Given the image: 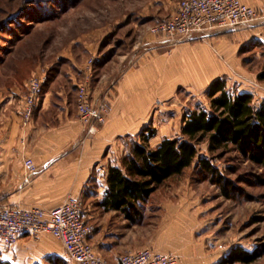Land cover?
<instances>
[{
	"label": "rangeland",
	"instance_id": "obj_1",
	"mask_svg": "<svg viewBox=\"0 0 264 264\" xmlns=\"http://www.w3.org/2000/svg\"><path fill=\"white\" fill-rule=\"evenodd\" d=\"M178 1L0 0V91L1 85L34 76L38 67L57 66L59 56L88 64L94 54L116 61L119 55L142 51L139 43L147 29L169 17ZM244 38L226 33L183 47L159 46L147 54L143 88L149 90L151 105L146 127L156 134L150 147L162 135L179 136L184 114L208 106L206 90L215 79L224 80L231 93L251 94L253 105L259 106L264 99V44ZM156 60L163 63L152 65ZM90 73L94 78L92 68ZM136 138L121 139L115 146L127 151ZM199 154L206 155L205 144ZM213 163L239 190L233 199L226 200L216 185L189 168L157 188L134 223L120 215L107 221L116 222L117 232L133 233L136 241L189 249L188 264H218L234 246L252 251L264 244V171L234 151ZM44 264L66 263L56 259ZM252 264H264V257Z\"/></svg>",
	"mask_w": 264,
	"mask_h": 264
},
{
	"label": "crops",
	"instance_id": "obj_2",
	"mask_svg": "<svg viewBox=\"0 0 264 264\" xmlns=\"http://www.w3.org/2000/svg\"><path fill=\"white\" fill-rule=\"evenodd\" d=\"M243 3L264 12V3ZM236 34L244 35L246 41L264 44L263 27ZM139 45L142 51L119 55L116 61L105 53L94 54L91 67L67 56L57 57V66L38 67L32 75H43L46 79L31 119L24 125V97L31 77L9 86L1 85L0 204L52 210L72 197L82 203L84 224L91 228L86 243L108 264H118L123 254L142 250L175 254L179 256L178 264H188L189 249L182 251L178 247L140 242L134 240L133 233L117 232L116 222L109 224L107 218L122 215L116 211L103 212L97 205L107 190L108 169L119 167L120 159L127 154L116 148V142L138 136L149 123L150 95L147 87L143 88V73L150 66L147 54L157 50L158 45L148 34ZM136 63L140 68L132 70L130 66ZM162 63L163 60H156L152 65ZM87 78L92 98H102L110 106L104 122L96 125L90 134L76 112V86ZM162 138L151 147H156ZM25 159H30L37 168L28 183L24 181ZM89 200L95 203L88 204ZM62 255L61 243L49 234L36 238L21 236L9 247L0 243V259L8 264H44L60 260Z\"/></svg>",
	"mask_w": 264,
	"mask_h": 264
},
{
	"label": "trees",
	"instance_id": "obj_3",
	"mask_svg": "<svg viewBox=\"0 0 264 264\" xmlns=\"http://www.w3.org/2000/svg\"><path fill=\"white\" fill-rule=\"evenodd\" d=\"M206 99L207 107L184 114L179 136L163 138L151 148L155 130L148 126L130 140L119 167L108 169L107 190L97 204L103 212L116 211L134 223L153 192L189 168L216 185L226 200L233 199L239 190L213 163L230 151L264 171V99L256 107L251 94L231 93L222 79L209 84ZM201 144L206 155L199 154ZM262 257L264 244L252 251L234 246L218 264H252ZM0 264L8 263L0 259Z\"/></svg>",
	"mask_w": 264,
	"mask_h": 264
},
{
	"label": "built area",
	"instance_id": "obj_4",
	"mask_svg": "<svg viewBox=\"0 0 264 264\" xmlns=\"http://www.w3.org/2000/svg\"><path fill=\"white\" fill-rule=\"evenodd\" d=\"M264 27V12L241 0H179L169 17L147 29L159 46L176 47L190 42H205L226 33ZM94 60L88 62L91 67ZM45 76L34 75L27 81L24 97L23 125L31 119L39 100ZM76 112L78 120L92 133L102 124L110 112L105 100H94L89 79L76 86ZM28 183L37 172L30 159L24 160ZM83 207L79 200L68 197L52 210L22 208L0 204V243L9 247L21 236L36 238L49 234L57 239L63 248L61 261L66 264H108L86 243L91 228L83 221ZM173 254H160L151 250L126 253L119 257L118 264H177Z\"/></svg>",
	"mask_w": 264,
	"mask_h": 264
},
{
	"label": "bare ground",
	"instance_id": "obj_5",
	"mask_svg": "<svg viewBox=\"0 0 264 264\" xmlns=\"http://www.w3.org/2000/svg\"><path fill=\"white\" fill-rule=\"evenodd\" d=\"M157 96V95H156Z\"/></svg>",
	"mask_w": 264,
	"mask_h": 264
}]
</instances>
